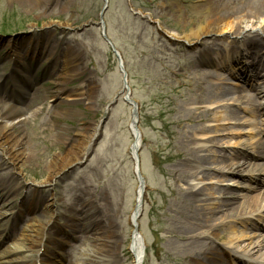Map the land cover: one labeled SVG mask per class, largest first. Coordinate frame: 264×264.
Here are the masks:
<instances>
[{
    "label": "rangeland",
    "instance_id": "obj_1",
    "mask_svg": "<svg viewBox=\"0 0 264 264\" xmlns=\"http://www.w3.org/2000/svg\"><path fill=\"white\" fill-rule=\"evenodd\" d=\"M49 1L48 6L41 11H32L18 0H0V79L13 73L14 84H17L29 65L35 64L39 66L33 75L36 76L43 70L41 76L47 78L40 89L35 86V95L27 100L30 103L27 102L22 109L30 122L21 129H15L18 136L24 137L28 155L22 176L17 175L0 148V184L11 187L18 181L23 188L18 197L14 196L8 201L10 208H4L3 200H0V224H8L12 214L19 208H33L40 199V206H44L54 199L52 204L57 208L60 218L57 223L59 225L52 226L54 228L51 231L61 227L62 235L71 244L63 247L64 264H78L82 251L88 247V251H91L90 246L96 234L94 228L88 226L72 232L69 225L74 222V229H77V224H83L86 217L83 213L91 207L93 211L97 207L98 211L101 206L96 202L103 196L108 210L116 217V238L113 241L117 243L114 246L116 255L111 264H133L128 251L132 235L130 218L136 206L139 187L136 165L130 155L133 144L130 132L133 107L122 98L112 107L115 97L123 91V73L116 56L102 36L100 16L104 0H58L57 5L56 0ZM107 1L108 9L103 16L106 34L123 57L131 100L138 105V127L142 135L140 170L145 180L143 209L139 217V232L146 246L144 264H199L183 247L184 241L178 240L175 229L187 221L188 211L182 203L180 190L191 188L199 191L207 186L199 181L201 177L198 175L202 169L196 164L194 169L198 178L194 177L187 182L181 181L174 170L185 160V157L179 156L184 152L179 139L191 126L185 120V115L188 111L195 112L198 109L191 102L185 104L182 97L194 100L202 94L199 91L193 94L187 87H183L188 82L183 76L189 77L190 72L194 71L186 65L199 58L203 46L199 49L184 48L181 47L183 42L168 43L160 37L156 26L161 23L173 33H188L198 20L192 14V7L208 0ZM222 3L225 7L226 4L229 5L227 11L245 4L242 0H222ZM175 8L182 10V16L177 15ZM184 18L192 23L185 24ZM259 21L262 23V19ZM49 40L51 42L46 47L47 50L38 57H33V54L40 52L41 47L37 51L34 49L35 52H32L33 45L32 48H27L30 42L44 44ZM15 43L27 48L23 49L22 54L19 53L32 60L31 63L26 61L27 68L18 59L14 60L16 57H12V46ZM204 43L206 42L203 41ZM70 47L75 50V53L70 51L77 60L73 68L77 76L60 88L58 76ZM217 60L219 61L218 58ZM200 69L202 84L212 82L231 91L230 96L219 98V103L207 106L212 109L210 121L197 124L200 128L212 127L214 131L218 130L213 135H217L214 140L219 146L213 147L217 143L209 144L208 149L213 151V155L248 151L245 155L250 160L241 158L235 162L250 164L255 156L253 144L260 139L264 141V96L256 105V112L252 105L235 101L238 95L255 98V93L248 92L240 81L215 68ZM207 75H212L213 78L208 79ZM217 78L221 79V84ZM192 81V84H196L199 80L192 77ZM258 85L262 86L261 81ZM262 88L259 90H263ZM15 89L17 86H10L7 81L2 83L0 97H11ZM62 90L70 95L75 91L82 92V100L72 102L68 98V101L63 102L58 96ZM47 96H53V99L47 100ZM231 111L236 112L238 117H231L227 122ZM179 121L183 127L179 126ZM95 127L97 133L94 131ZM225 129L232 131L233 135L221 138ZM81 134L91 140V143L84 159L75 163L73 155H79L83 151L82 148L78 149ZM194 146H204L200 134L196 135ZM57 157L69 160L70 165L65 169L62 164L57 167L51 165ZM211 158L208 169L212 179H222V182L227 180V183L220 185H216V180L208 184V188L212 187L208 194L214 201L221 200L222 191L229 187L232 193L239 196L235 201L237 204L244 203L248 196H264V185L257 190L251 189V186H255L252 178H264L263 172L256 168L252 171L243 166L236 174L218 173L214 170L217 166L214 162L216 158ZM257 163L264 165V159ZM49 168L57 175L51 183L45 184ZM76 193L80 194L82 202L85 198L92 204L82 207L80 200L75 201ZM261 203L263 201L259 204ZM72 204L73 209L67 208ZM74 209L79 210L76 218H73ZM82 210L85 212L81 213ZM239 215L245 216L241 219L244 222L246 219L250 220L245 224L238 223L237 228L250 236V241L241 244L263 242L264 219L260 218L261 212L244 215L240 210ZM29 219L25 216V219L20 220L22 227L28 224ZM205 232L207 234V229L201 230L199 234ZM221 233L229 236L227 229ZM19 235V232L13 234L0 253L14 250L12 243L21 238ZM195 236L196 234L186 232L185 242H193ZM73 237H77V240ZM202 242L214 249L225 248V251L240 258L241 263L264 264V249L253 252L251 247L243 252L235 249L238 245L236 242L231 244L226 240L207 239ZM50 244L49 241L47 246ZM224 261L222 255L215 264H225Z\"/></svg>",
    "mask_w": 264,
    "mask_h": 264
},
{
    "label": "bare ground",
    "instance_id": "obj_2",
    "mask_svg": "<svg viewBox=\"0 0 264 264\" xmlns=\"http://www.w3.org/2000/svg\"><path fill=\"white\" fill-rule=\"evenodd\" d=\"M242 1L245 2L243 6H239L229 11H227L229 5L226 4L228 8L225 7L222 0H208L204 3L193 6L192 14L195 15L198 20L188 33H173L163 27L161 23L157 24V29L160 30L161 34L168 42H183L194 48L203 46L205 51V54L200 56L198 63H195L193 60L186 65V67L194 69L193 72H190L189 77L183 76L186 80L188 79V82H186L183 87H187V90H190L193 94H197V91L202 92V94L199 98L194 100L184 98V96L182 97L185 104L188 105V103L191 102V104L197 106L198 109L195 112L192 110L188 111L185 115V120L191 124L179 139V144L184 148V152L179 156L182 158L185 157V160L178 164L174 170V174L176 173V175L181 178V181L187 182L188 180L197 177L198 173H196L194 169L196 164V166L202 169V172L199 173L200 176L198 175V177H201L199 181L201 183H206L207 186L199 191H194L191 188H182L180 190L182 203L188 211L186 215L187 221L183 224H179L178 228L175 229L177 231L178 240L181 242L184 241L183 247L186 248L190 256L199 264H215L225 251V248L223 247L217 249L210 247L207 243L202 242L204 239L226 240L230 241L231 244L236 242L238 245H236L235 249L243 252L251 247L253 252L257 249H264V241L259 244H256L253 241L248 244H241V242L250 241V236L248 233L242 232L241 229L239 230L237 228L238 223L245 224L250 221L249 219L248 221H246V219L245 222L241 220L243 219L242 217L245 216L241 217V215H239L240 210L244 212V215L253 212H261L262 217L260 218L264 219V196H248L244 203L237 204L235 201L239 196L232 193L230 187L228 190L222 191V199L219 201H214L208 194V190H212L211 186L208 188V184H212V181L214 180L209 173L210 169H208V165L212 161L211 157L216 158L214 162L217 166L214 170L218 173L236 174L242 170L243 166L249 167L252 171L257 169L259 172L264 173V165L257 163V161L264 159V141L260 139L253 144V150L255 151V156L251 159L253 162L250 164L247 162L240 164L235 162V160L241 158L250 160L248 158L246 159L248 156L245 155L249 153L248 151L242 150L240 151L241 153H233L231 155L227 153L219 155L216 153L213 155L211 153L213 151L208 149V145L217 143V141L214 140L217 135L215 136L213 134L218 133V130L214 131L212 127L200 128L197 125L201 122L210 121L212 119V109L207 106L217 104L219 103V98H226L231 94V91L219 87V84L214 85L212 82L202 84V80H200V77H202L200 76L202 73V70L200 69L201 67L214 65L217 70L226 72L229 71L230 68L234 69L235 66H241V68L244 67L245 70L247 68L252 70L256 77L263 76L262 74H264V0ZM18 2L24 6L30 7L32 11H36V9L41 11L42 8L44 9L48 6L50 1L18 0ZM57 4H59L58 0H56V5ZM175 11L179 17L182 16V10H180V8H177ZM260 19H262V23L259 21ZM184 22L185 24L192 23V21H189L186 18H184ZM203 41L206 43L203 44ZM50 42L51 40L44 44L30 42V46L27 48L30 49V47L32 48L31 45H33L32 52H35L38 47H41L40 52L33 54V57H38L40 54H44V51L47 50L46 47ZM0 46H2V44ZM235 46L241 47L240 49H226L225 54L221 52V49L223 48H233ZM27 48H23V45L21 46L16 43L12 46V51L17 53L19 57L18 60L24 67L27 66L26 61L31 63L32 60L27 57V55L20 56L19 53L22 54L23 49ZM70 50L75 53V50L70 47L65 55L61 67V74L58 76V86L60 88L66 86L65 84L71 82L73 78L77 76L73 69L77 60ZM211 55L214 58H220L219 61L211 60L213 59L210 58ZM224 55L227 56L223 58ZM241 71L242 69L238 70L239 74ZM244 74H241L242 77ZM192 77H195L196 79L198 78L199 81L196 84H192ZM206 78L210 79L213 78V76L207 75ZM217 80L221 84V79L217 78ZM245 81H247L246 84L251 87L250 81L252 82L253 80L246 78ZM249 91H254L255 98L253 96L238 95L235 101L246 102L247 104L252 105L254 110L258 112L256 105L260 102V98L264 95V91L260 90L259 94V90L256 89H250ZM58 96L63 102L68 101V98H70L72 102H76L82 100L83 95L82 92L78 91H75L70 95V93H66L62 90ZM46 99L51 100L53 99V96H47ZM231 117L236 118L238 115L236 112L231 111L230 118L227 122L232 119ZM28 122H30V118H26L24 112L20 108L14 106L11 101H8V99L0 97V148L3 152L4 158L9 161L19 176L24 174V168L28 162V155L25 148L26 143L24 137L18 136L15 129H21ZM137 122V112L133 111V118L130 124L133 144L130 148V155L136 166L139 164V150L142 143V135ZM178 124L180 127H183L181 121H179ZM94 131L97 133L96 127ZM197 134H200L202 141L204 142L202 148H196L194 146ZM225 135L232 136L233 134L232 131L225 129L220 136L222 138ZM80 136H82V139L78 141V149L82 148L83 151L79 153V155H73L76 159L75 163H80L84 159L91 143V140H87L82 134ZM74 145L75 147L77 146V144ZM217 146H219L218 143L213 145V147ZM29 160H31V158H29ZM59 164H62L63 169L70 165L69 160L66 161L62 157H57L54 162L51 163V165H55V167L59 166ZM48 174L49 176L44 182L45 184L51 183L57 175V173L51 168H49ZM136 175L139 180V187L136 206L130 218L132 235L128 251L132 256L133 264H144L146 246L144 238L139 232L138 217L142 209V198L145 193V180L141 176L140 166L136 167ZM215 180L216 185L225 182L227 183V180H223L224 182H222V179L215 178ZM252 182L255 186H251V189L257 190L264 185V178H252ZM21 187L22 186L18 181H15L11 187L6 186V184H0V200H3L2 204L5 205L4 208H10L11 205H7L8 201L13 199L14 196L18 197L20 192L23 191V188ZM53 200L54 199L44 205V208L38 216H33L34 218H32L26 225L25 229L22 230L21 238L17 242L12 243L14 250L9 249L8 251L0 253V264H61L59 252L62 244L57 245L51 243L47 246L49 241L52 242V238L53 240L57 239L60 235L59 231L54 233L52 231L51 233L49 232V226L52 223L58 222L60 218L57 208L52 204ZM97 200L96 203L101 207L98 208V211L97 207L94 211L92 207L86 211L85 214L87 217L83 220L84 224H82L84 227L88 226V228H94L96 237L90 246L91 251H88L89 247L82 251V254L80 255L82 258L80 257L81 260L78 264H111L112 259L116 255L114 246L117 243H113L116 238V217L108 210L105 197L101 196ZM260 201H263V203L259 204ZM82 204L89 206L92 203H90L89 199L86 200L84 198ZM67 208L73 209L74 205L67 206ZM24 211H27L28 214H32V211H28L26 208H24ZM34 213H37V208H34ZM75 213L77 215V211ZM5 215H7V213H5ZM13 220L12 224L6 226L4 231L5 240H10L13 237L14 231L17 229L16 226L18 220L16 217H14ZM1 228L3 227L1 226ZM204 229H207V234L206 232L199 234V232ZM226 229L229 232L228 237L225 233H221ZM186 232H190L194 235L196 234V236L193 237L194 240L192 239L193 242H185L184 234ZM61 242H63V239ZM232 261L235 264H239L238 261L233 259Z\"/></svg>",
    "mask_w": 264,
    "mask_h": 264
},
{
    "label": "water",
    "instance_id": "obj_3",
    "mask_svg": "<svg viewBox=\"0 0 264 264\" xmlns=\"http://www.w3.org/2000/svg\"><path fill=\"white\" fill-rule=\"evenodd\" d=\"M106 9V8H105ZM105 9H104V11H105Z\"/></svg>",
    "mask_w": 264,
    "mask_h": 264
}]
</instances>
